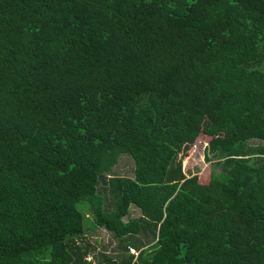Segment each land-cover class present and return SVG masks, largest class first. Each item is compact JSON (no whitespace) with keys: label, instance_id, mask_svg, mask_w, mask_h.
<instances>
[{"label":"trees","instance_id":"obj_1","mask_svg":"<svg viewBox=\"0 0 264 264\" xmlns=\"http://www.w3.org/2000/svg\"><path fill=\"white\" fill-rule=\"evenodd\" d=\"M0 264H264V0H0Z\"/></svg>","mask_w":264,"mask_h":264},{"label":"rangeland","instance_id":"obj_2","mask_svg":"<svg viewBox=\"0 0 264 264\" xmlns=\"http://www.w3.org/2000/svg\"><path fill=\"white\" fill-rule=\"evenodd\" d=\"M207 141L208 138L205 136L198 138L195 144L188 151L187 156L183 159L182 162L183 171H187L188 174H197L203 180V182L207 181V178L211 172L210 163L204 159V148L207 144ZM133 168L134 164L131 158L127 155L122 154L117 159L116 165L112 168L107 177L118 176L132 178ZM77 207L81 211L82 215L86 217L84 218V228L86 236L85 243H89L91 246V251H93V253L87 259L96 260L100 257V253L103 252L112 254V249L115 247L117 242L108 232L103 229L91 230L90 219H88L89 209H87L84 203H78ZM138 216V210L134 207H131L129 216L125 220Z\"/></svg>","mask_w":264,"mask_h":264},{"label":"clouds","instance_id":"obj_3","mask_svg":"<svg viewBox=\"0 0 264 264\" xmlns=\"http://www.w3.org/2000/svg\"><path fill=\"white\" fill-rule=\"evenodd\" d=\"M132 253H134L133 251H131Z\"/></svg>","mask_w":264,"mask_h":264}]
</instances>
